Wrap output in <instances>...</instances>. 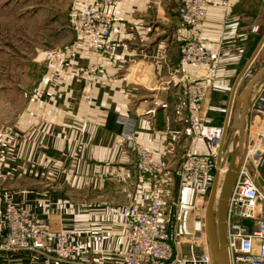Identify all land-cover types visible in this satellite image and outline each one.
Returning <instances> with one entry per match:
<instances>
[{
  "label": "crops",
  "instance_id": "obj_1",
  "mask_svg": "<svg viewBox=\"0 0 264 264\" xmlns=\"http://www.w3.org/2000/svg\"><path fill=\"white\" fill-rule=\"evenodd\" d=\"M184 1H121L114 10L112 32L118 56L96 59L108 82L95 89L90 109L79 103L78 74L93 59L84 52L69 55L72 34L68 47L51 50L57 53L53 59L40 55L48 62L42 90L46 95L43 101L32 96L14 119L10 134L0 136V244L7 234L2 214L10 200L28 207L53 229L70 234L75 264H118L129 227L118 209L132 200L148 203L154 189L136 176L127 185L105 176L111 165L134 163L133 149L120 138L123 128L118 120L134 121L135 142L154 151L164 163L165 178L193 145L198 154L204 152L201 142L194 144L183 135L188 115L181 88L203 75L199 68L180 65L183 44L196 40L218 55L217 80L202 102L201 120L222 127L232 84L264 33V0H231L228 11L211 6L196 29L182 24L176 14ZM263 64L264 46L237 93ZM259 177L255 181L263 190ZM193 186L184 188L183 203H192ZM172 223L186 232L200 230L191 213L177 212ZM0 264L62 263L26 251L0 250Z\"/></svg>",
  "mask_w": 264,
  "mask_h": 264
},
{
  "label": "built area",
  "instance_id": "obj_2",
  "mask_svg": "<svg viewBox=\"0 0 264 264\" xmlns=\"http://www.w3.org/2000/svg\"><path fill=\"white\" fill-rule=\"evenodd\" d=\"M121 1L74 0L70 10L74 43L69 55L84 52L93 59L78 74L82 81L80 103L88 109L93 107L95 89L108 82L96 59L110 61L118 56L112 32L114 10ZM211 6L228 11L231 0H186L177 6L176 14L182 24L196 29L206 20ZM56 54L42 53L47 59H53ZM218 64V55L200 42L191 39L183 44L180 65L203 70L201 78L187 81L181 88L188 115L183 135L194 144L201 142L204 152L198 154L193 145L168 178L164 177V163L155 157L154 151L135 142L134 121L118 120L123 128L120 138L133 149L134 163L111 165L106 168L105 176L120 185H127L136 176L148 180L154 188L148 203L132 200L118 209L119 217L129 224L125 233L126 248L118 264H211L204 233V209L223 129L201 120V108L207 90L217 80ZM245 132L243 161L228 199L225 242L229 264H264V191L255 181L264 168V84L250 99ZM188 184H194L193 201L185 204L181 195ZM177 212L191 213L200 230L186 232L179 224L172 223ZM243 219L251 222L250 232L241 224ZM2 223L7 234L0 250L26 251L62 264L76 263L72 236L39 221L28 207L7 201Z\"/></svg>",
  "mask_w": 264,
  "mask_h": 264
},
{
  "label": "rangeland",
  "instance_id": "obj_3",
  "mask_svg": "<svg viewBox=\"0 0 264 264\" xmlns=\"http://www.w3.org/2000/svg\"><path fill=\"white\" fill-rule=\"evenodd\" d=\"M71 3L72 0H0V136L10 134L14 119L32 96L39 95L36 99L43 101L48 62L40 55L71 44ZM259 174L264 191V168Z\"/></svg>",
  "mask_w": 264,
  "mask_h": 264
},
{
  "label": "water",
  "instance_id": "obj_4",
  "mask_svg": "<svg viewBox=\"0 0 264 264\" xmlns=\"http://www.w3.org/2000/svg\"><path fill=\"white\" fill-rule=\"evenodd\" d=\"M263 46L264 33L251 56L237 74L228 97L222 126L221 144L215 158L212 183L206 192V204L204 209V233L211 264H229L225 242V218L228 199L244 156V146L246 143L245 130L249 102L255 86L261 81L263 82L260 86L264 84V64L251 77L240 93H237V88ZM230 136H232V139L228 148H226ZM237 158H239V161H237ZM221 170H223L222 173ZM241 223L250 231V221L242 220Z\"/></svg>",
  "mask_w": 264,
  "mask_h": 264
},
{
  "label": "bare ground",
  "instance_id": "obj_5",
  "mask_svg": "<svg viewBox=\"0 0 264 264\" xmlns=\"http://www.w3.org/2000/svg\"><path fill=\"white\" fill-rule=\"evenodd\" d=\"M255 94V91H253V93H252V96H251V98L253 97V95ZM237 161H239V158H237ZM242 161H243V159H242ZM239 170V169H238ZM223 171L221 170V173H222ZM243 220H247V219H243ZM249 221V220H248ZM242 224V223H241ZM244 226V225H243ZM246 227V226H245ZM247 228V227H246ZM248 230V229H247ZM251 230V229H250ZM248 232H250V231H248Z\"/></svg>",
  "mask_w": 264,
  "mask_h": 264
}]
</instances>
